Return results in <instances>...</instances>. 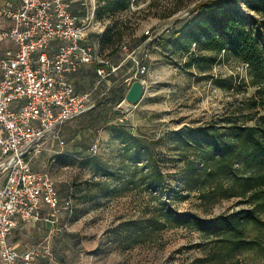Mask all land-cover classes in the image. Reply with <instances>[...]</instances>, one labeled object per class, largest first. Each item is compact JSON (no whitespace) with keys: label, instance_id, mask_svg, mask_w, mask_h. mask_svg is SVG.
<instances>
[{"label":"rangeland","instance_id":"obj_1","mask_svg":"<svg viewBox=\"0 0 264 264\" xmlns=\"http://www.w3.org/2000/svg\"><path fill=\"white\" fill-rule=\"evenodd\" d=\"M86 1L89 7L103 5L100 0ZM202 1L205 0H130L125 12L106 14L101 19L104 29L117 24L123 33L120 45L141 44L145 31L158 35L159 41L147 46L148 73L136 105H128L125 100L112 104L106 99L107 94H101L105 88L114 87L113 96L116 91L125 95L130 85L124 82L123 72L95 93V113H87L62 126L61 135L66 141L62 153L56 156L54 153L61 148L51 142L45 151L47 155L42 157L63 199L60 207L65 208L60 209L62 232L56 235L60 243L59 264H205L199 259L204 256L202 243L206 240L198 233L146 228L145 219L151 209L158 207L156 198L163 195L162 200L173 209L203 217L236 208L235 200L207 208L193 193L186 200H180L176 193L180 189L178 177L182 163L170 134L183 126L203 127L226 114H236L256 91L248 86L246 66L239 61L220 54L208 72L201 73L186 67L188 57L174 52L168 43L172 32L186 27L191 19L182 15L193 16L194 6ZM230 1L236 13L243 17L247 14L240 0ZM192 51L202 53L196 48ZM212 77L231 78L232 89L214 86ZM73 78L80 93L90 91L95 83L90 69L80 71ZM118 125H124L133 136L144 137L154 146L166 174L163 193H147L138 179L129 182L124 170L125 148L112 139ZM94 144L97 149L92 153L89 149ZM242 259L244 264H264L261 253L250 252Z\"/></svg>","mask_w":264,"mask_h":264},{"label":"trees","instance_id":"obj_2","mask_svg":"<svg viewBox=\"0 0 264 264\" xmlns=\"http://www.w3.org/2000/svg\"><path fill=\"white\" fill-rule=\"evenodd\" d=\"M100 1L103 5L95 8L99 23L106 14L125 12L130 2ZM239 2L247 11L244 17L236 13L230 0H205L196 4L186 27L172 32L168 41L174 52L188 57L186 67L201 73L208 72L220 54L239 61L246 66L248 86L256 89L240 112L226 114L203 127L183 126L170 134L182 163L178 177L180 189L176 192L180 200L193 193L204 207L213 208L235 200L236 208L203 217L195 212L175 210L162 200L163 195H158V207L151 209L144 221L150 230L184 229L198 233L206 240L202 243L204 256L199 259L205 264H244L242 258L250 252L264 254V0ZM122 38L117 24L104 29L98 56L119 63L123 58ZM145 38L143 35L141 43ZM192 48L202 53L196 54ZM89 69L95 77L94 67ZM211 81L220 89H232L231 78L212 77ZM114 90L110 88L106 99L117 104L125 95L116 91L113 96ZM96 108L97 104L88 115ZM114 129L112 139L125 148L124 170L129 182L138 179L147 193H163L166 174L154 146L144 137L133 136L124 125ZM61 138L66 142L62 135Z\"/></svg>","mask_w":264,"mask_h":264},{"label":"built area","instance_id":"obj_3","mask_svg":"<svg viewBox=\"0 0 264 264\" xmlns=\"http://www.w3.org/2000/svg\"><path fill=\"white\" fill-rule=\"evenodd\" d=\"M16 1L0 8V17L13 21L12 28L0 31V42L9 39L16 46L14 54L0 58V157L5 160L0 166L5 177L0 187V264H36L35 248L18 253L7 240L19 223L41 221L44 207L51 213L50 235L62 232V199L48 171L37 165L38 159L49 143L65 145L62 126L92 110L95 93L121 68L129 65L125 83L144 85L150 58L147 46L159 38L145 31L141 44L121 45L123 58L115 64L98 56L87 41L92 13L74 14L69 0ZM90 67L95 69L93 88L78 93L70 77ZM109 90L105 88L102 96ZM96 149L94 144L89 150Z\"/></svg>","mask_w":264,"mask_h":264},{"label":"crops","instance_id":"obj_4","mask_svg":"<svg viewBox=\"0 0 264 264\" xmlns=\"http://www.w3.org/2000/svg\"><path fill=\"white\" fill-rule=\"evenodd\" d=\"M69 1L72 3L71 10L74 14L83 17L86 16L87 14L89 15L90 13H92L93 25L92 28H90V30L88 31L87 41L92 47H94V50L97 51L99 46V39L103 33L104 28L95 19V8L93 4L92 7H89L86 0H69ZM16 2H17L16 0H0V8L4 7L6 4H15ZM96 25L98 26L97 28H95ZM12 27H13V21L7 18L0 17V31H7ZM15 51H16V46L11 40L6 39L0 42V58L6 56L7 54H14ZM127 71H129V66L121 68L117 76H120L121 73L123 72H125L126 74ZM74 76L70 77V80L73 83V85L74 82H76L74 81L76 80V78H73ZM93 79H96V76ZM113 80L114 78L110 81ZM53 144L55 147L61 148L60 151L58 150L54 153L56 156H58L57 153L59 152L61 154L62 150L66 146V144L63 147L59 146L57 143H53ZM54 154L52 156H55ZM45 155H47L46 152H44L43 156L40 157V160L37 161V165L40 168H45L44 167L45 163L42 160V157H44ZM4 161L5 160H3V158L0 157V166ZM4 181H5L4 174L0 172V187L3 185ZM61 209H65V208L61 207ZM50 214H51L50 210L44 207L41 211V215H42L41 221L35 224L19 223L17 228L14 230L13 234L7 240V243L12 248H14L18 253H23L24 251H26V249L29 248H35L38 251L36 264H59L58 263L59 244H60L58 241L59 236L57 237L50 235V231L52 229L49 220Z\"/></svg>","mask_w":264,"mask_h":264},{"label":"water","instance_id":"obj_5","mask_svg":"<svg viewBox=\"0 0 264 264\" xmlns=\"http://www.w3.org/2000/svg\"><path fill=\"white\" fill-rule=\"evenodd\" d=\"M143 89L144 85L140 81H134L125 94V102L128 105H136L142 97Z\"/></svg>","mask_w":264,"mask_h":264}]
</instances>
